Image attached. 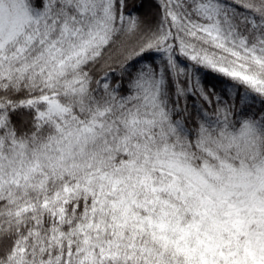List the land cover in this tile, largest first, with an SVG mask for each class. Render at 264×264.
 Returning a JSON list of instances; mask_svg holds the SVG:
<instances>
[{
	"label": "snow or ice",
	"instance_id": "snow-or-ice-1",
	"mask_svg": "<svg viewBox=\"0 0 264 264\" xmlns=\"http://www.w3.org/2000/svg\"><path fill=\"white\" fill-rule=\"evenodd\" d=\"M0 264H264V0H0Z\"/></svg>",
	"mask_w": 264,
	"mask_h": 264
},
{
	"label": "trees",
	"instance_id": "trees-1",
	"mask_svg": "<svg viewBox=\"0 0 264 264\" xmlns=\"http://www.w3.org/2000/svg\"><path fill=\"white\" fill-rule=\"evenodd\" d=\"M199 79L206 88L215 87L217 91L225 87L223 78L219 77L217 74L212 73L207 70H201L198 73Z\"/></svg>",
	"mask_w": 264,
	"mask_h": 264
}]
</instances>
